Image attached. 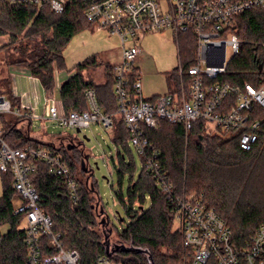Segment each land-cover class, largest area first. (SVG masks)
I'll return each mask as SVG.
<instances>
[{"label":"trees","instance_id":"1","mask_svg":"<svg viewBox=\"0 0 264 264\" xmlns=\"http://www.w3.org/2000/svg\"><path fill=\"white\" fill-rule=\"evenodd\" d=\"M85 9L84 3L78 0L71 1L62 14L54 13L48 6H13L0 2V38H7L0 53L4 55L9 73L12 68L23 69L40 81L46 93L54 91L56 74L66 70L63 53L67 44L79 32L96 29L86 20ZM233 31L242 41L241 53L233 58L221 80L238 85L264 86V9L239 16ZM183 36L185 39L181 42ZM178 39L182 62L191 67L196 41L191 34H180ZM100 63L98 55H93L69 72L73 75L59 88L66 112L89 110L86 97L89 90L95 92L103 113L117 112L115 66L106 65L108 82L104 85L96 86L84 79L85 73L99 67ZM11 84L10 76L0 79V85L10 92ZM168 84V93H177V88L173 89L177 85L175 73L169 77ZM2 93L0 89V95L4 96ZM11 97L18 102L13 93ZM235 101L231 98L229 103ZM5 116H0L1 132L4 130L2 137L9 146L55 151L69 167L70 177L53 176L48 165L37 163L31 182L40 195V208L54 222V232L61 235L66 250L80 254L81 264H95L104 256L115 264L187 263L188 251L183 237L174 229L172 204L144 170L134 181V159L127 162L125 155L119 152L118 163L114 162L120 176L126 172L131 174L127 193L116 194L115 201L128 219H121L122 228H117L109 217L81 144L75 145L71 139H67V144L61 137L57 138L59 144L32 140L17 129V124L28 118L12 115L15 121H3ZM254 117L264 124V109L255 108ZM28 129H31L30 122ZM241 135V131L209 133L203 120L188 136L182 126L166 122H161L159 129L146 133L160 152L161 165L176 194L203 196L231 229L238 245L245 244L264 226V146L250 152L243 151L239 147ZM111 137L114 143L129 148L130 136L120 116L114 118ZM1 176L5 190L0 198V264H27L26 235L21 228L23 219L13 214L14 180L9 173ZM70 179L77 184V200L71 196ZM146 193L151 200L147 209ZM4 228H7L6 233Z\"/></svg>","mask_w":264,"mask_h":264},{"label":"built area","instance_id":"2","mask_svg":"<svg viewBox=\"0 0 264 264\" xmlns=\"http://www.w3.org/2000/svg\"><path fill=\"white\" fill-rule=\"evenodd\" d=\"M73 0H0L19 6H48L62 14ZM84 3L85 18L95 28L118 35L122 42V61L115 65L114 92L118 104L115 114H105L93 90L86 93L89 110L66 112L55 92L46 96L45 113L49 120L68 129L83 130L98 123L114 127V118L122 117L129 133V143L142 160L145 175L155 180L172 204L178 231L188 251L186 264H264V226L243 245L235 243L233 233L203 196H178L161 165L160 152L146 133L159 129L161 122L180 125L188 136L199 121L208 130L232 133L241 131V150L250 152L264 146V124L255 119L254 109H264V86L238 85L221 78L227 74L233 58L241 53L242 41L233 31L236 19L253 10L264 9V0H78ZM171 31L177 44L180 34H191L196 41L194 65L186 67L179 54L175 70L177 93L145 98L138 70L134 68L141 50L127 47L144 35ZM230 51V55H228ZM262 67V66H261ZM236 99L234 104L229 103ZM14 115L11 102L0 95V116ZM37 163L51 168L53 176L70 177L61 155L42 148H12L0 131V174L14 180L13 214L23 219L27 264H81L77 251L66 250L61 235L54 232V222L41 208V198L31 177ZM69 190L78 199L77 184L70 179ZM2 236H0V244ZM95 264H115L100 257Z\"/></svg>","mask_w":264,"mask_h":264},{"label":"rangeland","instance_id":"3","mask_svg":"<svg viewBox=\"0 0 264 264\" xmlns=\"http://www.w3.org/2000/svg\"><path fill=\"white\" fill-rule=\"evenodd\" d=\"M184 39L185 37L183 36L180 38V41L184 42ZM176 41L171 31H165L162 33L146 34L140 41H130L127 43L126 46L128 48L135 45L141 50V54L134 68L139 72V79L143 86V96L145 98H151L155 95L163 96L168 92V79L179 66L178 44ZM6 43L7 38L1 37L0 47L6 45ZM63 55L66 70L56 74H59V85L73 75V73L69 72L76 66L83 63L89 57L98 55L101 62L99 67L88 70L84 75V79L96 86H100L108 82L106 65L110 64L115 66L121 63L122 42L118 35L111 34L104 29H86L79 32L67 44ZM228 55H230V51H228ZM4 60V55L0 53V79H4L10 75ZM0 89L3 92L2 94L11 102L14 112H25L21 103L19 101H14L11 97L13 93L12 88L10 92L4 85H0ZM54 91H56V89ZM48 93H46V96L49 95ZM55 100L61 102L59 91L55 92ZM45 105L46 102L44 101L40 110L41 115L44 114L43 110H45ZM61 106H63L62 102ZM13 116L6 115L3 117V121H15ZM40 116L36 117V119L31 122V129H28V119L23 123H18L17 129H21L30 139L38 142L55 141L59 144L60 142L57 138L61 137L66 139L64 141L67 144V139L73 140L75 145L81 144L80 147L83 148L85 155L88 156L89 167L93 170V178L97 183V188L106 205L109 217L117 228H122L121 219L126 221H128V219L120 204L115 201V198L116 194L121 191L125 194L127 193L131 174L126 172L123 176H120L114 162H116V164L118 163L117 159L119 152L125 155L127 162H131V160L134 159L136 168L133 170V179L136 181L142 174L143 164L134 147L129 143V148L125 149L114 143L111 137L112 129L107 130L98 123H94L90 128L83 129L80 133H77L76 130L63 128L52 121L41 120ZM119 120L120 119L117 118L118 124ZM209 128V133L216 132L214 125ZM1 130L2 123L0 118V131ZM1 133H4V130ZM4 190L5 187L0 174V198L3 197ZM145 197V208L147 209L151 205V200L148 193H146ZM178 227V223L175 222L174 229L178 230ZM21 228H24V225H21ZM3 232L6 233L7 228H4ZM187 258L188 256L186 259Z\"/></svg>","mask_w":264,"mask_h":264},{"label":"crops","instance_id":"4","mask_svg":"<svg viewBox=\"0 0 264 264\" xmlns=\"http://www.w3.org/2000/svg\"><path fill=\"white\" fill-rule=\"evenodd\" d=\"M9 74L12 82L11 88L13 95L21 103L22 108L25 110L24 113L28 116H31V118H29V122L31 123L34 119H36V117L41 115L40 110L42 103L46 100V91L38 79L32 77L27 71L23 69L12 68ZM58 75H56V91H59L60 86L63 84L61 83L59 85ZM153 97L157 96L155 95ZM43 111L45 113V110Z\"/></svg>","mask_w":264,"mask_h":264},{"label":"water","instance_id":"5","mask_svg":"<svg viewBox=\"0 0 264 264\" xmlns=\"http://www.w3.org/2000/svg\"><path fill=\"white\" fill-rule=\"evenodd\" d=\"M261 69H262V67L260 66V70H261ZM76 131H77V133H80V132H81V130H79V129L76 130Z\"/></svg>","mask_w":264,"mask_h":264}]
</instances>
